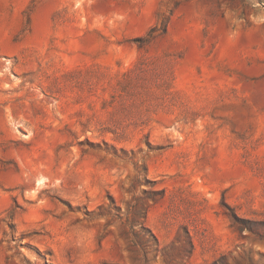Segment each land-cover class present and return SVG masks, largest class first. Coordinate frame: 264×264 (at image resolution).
Returning <instances> with one entry per match:
<instances>
[{
    "label": "rangeland",
    "instance_id": "rangeland-1",
    "mask_svg": "<svg viewBox=\"0 0 264 264\" xmlns=\"http://www.w3.org/2000/svg\"><path fill=\"white\" fill-rule=\"evenodd\" d=\"M157 59L171 103L103 132ZM0 264H264V0H0Z\"/></svg>",
    "mask_w": 264,
    "mask_h": 264
},
{
    "label": "trees",
    "instance_id": "trees-1",
    "mask_svg": "<svg viewBox=\"0 0 264 264\" xmlns=\"http://www.w3.org/2000/svg\"><path fill=\"white\" fill-rule=\"evenodd\" d=\"M153 31V30H152ZM159 34L164 28L157 29ZM149 38H154L151 32ZM141 47L145 40H138ZM137 63L116 76L113 90L108 100H103L102 107H109V119L102 124L103 132L116 134L123 127L144 125L151 114L167 106L173 100L171 92L172 71L168 60L157 59L152 62ZM103 76H106L103 74Z\"/></svg>",
    "mask_w": 264,
    "mask_h": 264
}]
</instances>
